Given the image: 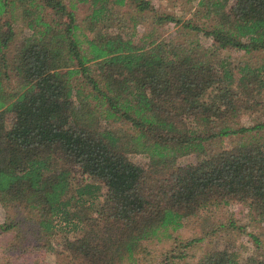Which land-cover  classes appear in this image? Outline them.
<instances>
[{"label": "trees", "instance_id": "16d2710c", "mask_svg": "<svg viewBox=\"0 0 264 264\" xmlns=\"http://www.w3.org/2000/svg\"><path fill=\"white\" fill-rule=\"evenodd\" d=\"M192 1L182 18L151 0H0V205L59 264H134L141 241L231 204L259 228L230 214L206 236L239 229L248 254L215 242L190 264H264V0Z\"/></svg>", "mask_w": 264, "mask_h": 264}, {"label": "rangeland", "instance_id": "374dc122", "mask_svg": "<svg viewBox=\"0 0 264 264\" xmlns=\"http://www.w3.org/2000/svg\"><path fill=\"white\" fill-rule=\"evenodd\" d=\"M151 4L159 12H175L176 14H184L182 18L191 17L194 1L190 0H151ZM186 10V11H185ZM88 13V6L86 3H77L75 10V17L81 25V20ZM175 14V16H176ZM193 17V16H192ZM194 19V18H192ZM144 25V24H143ZM145 26V25H144ZM175 26L172 23L166 24L160 29V33L164 36L173 32ZM204 45L209 42L207 38H203ZM224 53L230 56L231 62L239 64L242 62L241 53L227 50ZM241 122L247 123V117L241 118ZM225 145V142H223ZM192 155H185L178 159L179 164H185L192 161ZM135 161L144 162L145 158L135 157ZM86 181H96L94 177H86ZM233 215L236 225L244 226L245 232L253 231L259 228V225L254 226V221L243 205L231 204L216 211L211 212V217L206 220L203 218V223H199L197 218H192L184 223V225L174 231L172 234L175 241L150 239L141 241L138 252L134 255V264H190L193 262L203 250H206L215 242L219 244H227L233 250L238 248V244H244L243 255H247L251 247L250 241H245V236L241 234L239 229L227 228L223 232L222 228L218 229L219 235L210 239L206 236L209 229L215 225L217 221L225 223L227 226V216ZM26 225V218L24 214L17 208H3L0 205V264H59V257L56 258L51 251H45L37 242L33 243L27 237L24 227ZM8 226V227H6ZM261 226V224H260ZM204 236L203 239L192 245L189 249L181 247L187 239L192 237ZM260 251H264V245L260 244ZM179 250L187 255L185 261L183 259L177 260L176 255ZM245 253V254H244ZM125 264V263H123Z\"/></svg>", "mask_w": 264, "mask_h": 264}]
</instances>
